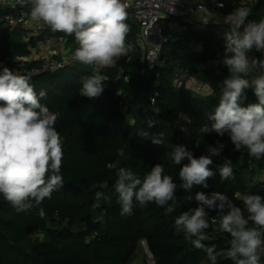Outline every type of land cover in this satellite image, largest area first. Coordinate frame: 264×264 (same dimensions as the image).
<instances>
[{"label": "trees", "instance_id": "trees-1", "mask_svg": "<svg viewBox=\"0 0 264 264\" xmlns=\"http://www.w3.org/2000/svg\"><path fill=\"white\" fill-rule=\"evenodd\" d=\"M248 9V21L264 19V0H254ZM24 36L22 29L0 30V64L33 54L37 38L26 42ZM188 38L203 41L202 49L197 51L179 40L165 45L169 60L158 68L159 85L155 90L159 95L155 104L148 97L143 102L139 99L137 54L126 72L133 80L125 83L115 78V71L111 72L112 79L95 100L79 94L81 77L93 74L90 66L81 64L76 65L79 68L75 71H69V67H75L69 66L55 72L27 74L37 94L46 93L41 103L60 114L55 127L60 132L64 153V187L54 192L51 199L24 213H17L0 195V264H131L138 257L143 239L157 264H210L202 250L195 249L183 233L176 231L175 218L197 207L194 195L198 191L225 193L242 209L244 205L237 194L264 196V177L255 178L257 172L264 175V158L250 157L243 147L236 151L227 134L221 137L214 132L203 136L199 133L218 103L221 82L229 72L221 63L225 49L223 35L209 28H194ZM248 55L261 56L255 49ZM208 61L215 62L217 69L203 70L202 65ZM39 63L36 59L26 67ZM177 69L186 72L190 79L208 83L211 91L201 94L188 84L190 80L179 84ZM123 98L127 100V111L120 108ZM250 103H258L252 89L247 90L244 106ZM151 120L157 124L149 127L147 123ZM181 120L186 121L184 126ZM154 137H159L161 143H153ZM217 141L225 147L220 157H213L210 167L216 174L208 179V187L194 185L190 190L182 189L179 168L188 161L175 165L171 160L172 146L183 144L199 157L207 155L208 145L216 146ZM120 148L124 149L123 157L117 155ZM224 158L233 162L234 180H220L217 169ZM157 163L163 165L165 174L177 185L176 210L165 215L163 208L150 203L143 209L137 206L131 216H121L113 188L116 168L128 167L142 179ZM109 164L116 167L109 168ZM97 191L110 194L111 203H102L94 209ZM189 196L193 198L189 200ZM217 215L208 213L210 227L205 230L208 239L204 243L215 245L217 250L227 249L230 236L219 231V224L212 223ZM220 264L232 262L221 259Z\"/></svg>", "mask_w": 264, "mask_h": 264}, {"label": "clouds", "instance_id": "clouds-1", "mask_svg": "<svg viewBox=\"0 0 264 264\" xmlns=\"http://www.w3.org/2000/svg\"><path fill=\"white\" fill-rule=\"evenodd\" d=\"M17 3L30 6L32 21L48 25L53 32L73 36L78 45L73 59L82 65L111 67L131 51L127 43L131 31L126 23L129 13L123 0H17ZM249 15L248 8L238 7L225 17L228 28L223 33L225 49L221 63L229 75L221 82L218 103L199 133L203 136L214 132L221 137L227 134L236 151L243 147L250 157L261 159L264 158V19L245 23ZM253 49L261 56L249 59ZM108 79L99 71L82 76L80 96L99 98ZM248 89L253 90L258 103L244 106ZM45 95L44 91L37 94L29 76L0 65V195L17 213L41 205L64 187V153L60 132L55 127L60 114L41 103ZM154 111L159 113L157 109ZM147 124L152 127L157 121ZM152 142L160 144L161 139L154 137ZM224 147L217 141L216 146L208 145L207 155L195 157L185 145H173L172 162L181 165L188 161L179 168L182 189L187 191L194 185L207 188L208 179L216 174L210 167L213 157H220ZM117 155L123 157L124 149H118ZM232 163L224 158L218 166L221 181L235 179ZM113 188L121 216H131L137 206L143 209L150 203L163 208L165 215L177 207V185L159 163L142 179L128 167L116 168ZM192 198L189 196V200ZM237 198L242 200L243 209L225 193L198 191L194 195L197 207L175 218L176 231L183 233L195 249L202 250L210 264H220L221 259L232 264H261L264 257V196L249 193L237 194ZM111 199L110 194L97 191L92 207L100 208L102 203H111ZM209 212L219 215V231L231 238L227 249L217 250L215 245L204 243L208 239L205 230L210 227ZM40 215H44L42 209ZM215 222L213 218L212 223Z\"/></svg>", "mask_w": 264, "mask_h": 264}, {"label": "built area", "instance_id": "built-area-1", "mask_svg": "<svg viewBox=\"0 0 264 264\" xmlns=\"http://www.w3.org/2000/svg\"><path fill=\"white\" fill-rule=\"evenodd\" d=\"M123 2L127 5L129 13L126 23L130 25L131 31L127 36V43L131 45V51L127 57L117 59L111 67L90 66V68L93 73L99 71L101 74L107 75L108 81L112 79L111 72L115 71V78L130 83L133 76L126 72L133 62L134 55L137 54L139 56L138 76L152 78L150 92L147 96L151 104L157 102L159 95V92L155 90L159 85L160 72L158 68L169 60L165 45L171 41L179 40L189 43L192 47L196 45L202 49L203 41L189 40L190 30L194 28L215 30L216 26L222 23L228 27L225 17L238 7L249 8L252 3H245L242 0H123ZM29 13L30 6L27 4L21 6L17 0H0V25L2 28L24 30L26 42H31L34 37L37 38V46L33 48V53L40 48L49 50L51 53L39 59V65L31 68L26 66L29 62L36 60L32 56L17 57L14 60L4 61L0 65L22 75L55 72L69 66L81 65L73 59L74 50L78 45L71 43L73 40L71 36L53 32L48 25L32 21ZM160 22L163 24H159ZM247 22L249 21L246 20L245 23ZM249 59L251 58L249 57ZM176 72L179 84L190 80L194 85H197L198 91L205 93L211 91L208 83L190 79L189 75L180 69H177ZM120 108L127 111L126 98L120 101ZM214 218L216 221L214 224L218 225L219 215ZM141 248L144 254H147V258L144 260L141 258L137 264H157L145 239L141 240Z\"/></svg>", "mask_w": 264, "mask_h": 264}, {"label": "water", "instance_id": "water-1", "mask_svg": "<svg viewBox=\"0 0 264 264\" xmlns=\"http://www.w3.org/2000/svg\"><path fill=\"white\" fill-rule=\"evenodd\" d=\"M157 30H159V27H157ZM159 40L160 38L158 39V41ZM217 67H218L217 64L213 61H208L202 65L203 70H216ZM151 81H152L151 77H144V76H138L136 79L139 99L141 102H143L147 98L150 92ZM107 90L109 91L110 89L107 88Z\"/></svg>", "mask_w": 264, "mask_h": 264}, {"label": "crops", "instance_id": "crops-1", "mask_svg": "<svg viewBox=\"0 0 264 264\" xmlns=\"http://www.w3.org/2000/svg\"><path fill=\"white\" fill-rule=\"evenodd\" d=\"M242 1H244L245 3H251V2H253L254 0H242ZM227 28H228V27H227L224 23H222V24H218V25L216 26L215 30H216L219 34L223 35L224 31H226ZM193 47H194L196 50H200V49H201L199 46H196V45H194ZM39 50H40V51H39ZM39 50H37L35 53H33V54L31 55L34 59H38V60H39V59H42V58L48 56V55L51 53V51H49V50H45V49H43V48H40Z\"/></svg>", "mask_w": 264, "mask_h": 264}, {"label": "rangeland", "instance_id": "rangeland-1", "mask_svg": "<svg viewBox=\"0 0 264 264\" xmlns=\"http://www.w3.org/2000/svg\"><path fill=\"white\" fill-rule=\"evenodd\" d=\"M159 24H163V22H160ZM2 29V25H0V30ZM71 43L75 44V40H71ZM40 51V50H39ZM85 67H88V66H85ZM79 67H69L68 70L69 71H75L77 70ZM192 88L196 89L197 88V85H194V83H192L191 81L188 83ZM197 90V89H196ZM201 94L205 95L207 93L205 92H202V91H199ZM181 124L184 126L186 124V121L185 120H181ZM264 177V175H262L261 173L257 172V177L255 175V178H262ZM140 254H138V257L136 258V260H134V262H132L131 264H137L138 261L142 258V260L146 259L147 258V254H144L143 252V249L141 248L140 250ZM206 264V263H204Z\"/></svg>", "mask_w": 264, "mask_h": 264}]
</instances>
